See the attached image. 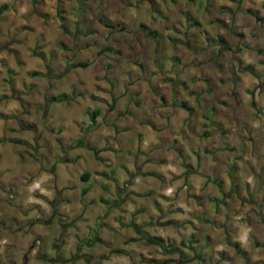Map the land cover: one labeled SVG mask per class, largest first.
<instances>
[{
	"label": "rangeland",
	"instance_id": "374dc122",
	"mask_svg": "<svg viewBox=\"0 0 264 264\" xmlns=\"http://www.w3.org/2000/svg\"><path fill=\"white\" fill-rule=\"evenodd\" d=\"M2 6L0 264H264V0ZM122 132L137 147L116 158L127 174L116 200L102 196L155 212L131 217L142 234L122 211L117 230L93 233L60 192L29 196L32 182L62 187L57 176L81 184L95 160L87 147L99 154Z\"/></svg>",
	"mask_w": 264,
	"mask_h": 264
},
{
	"label": "crops",
	"instance_id": "0c3cea01",
	"mask_svg": "<svg viewBox=\"0 0 264 264\" xmlns=\"http://www.w3.org/2000/svg\"><path fill=\"white\" fill-rule=\"evenodd\" d=\"M119 134V133H118ZM130 137L129 134H125V132H122L118 135L116 141H111L105 149L97 155H93L95 160L90 161L89 160V165L92 167L91 171H86L82 173L79 176V180L81 184H76V187H68L65 184L66 179H62L61 176H57V178L64 182L62 187H54V188H46L43 187V190L41 192H38L35 188V182H32L30 186L28 187V191L31 192L29 193V196L32 198H35V194L42 195L43 199L48 198L49 196L51 197L53 194H56L58 192L61 193V197L64 198V203L69 206V210L71 211H76L74 216L82 218V220L85 221H90L94 225V231L93 233H97L100 231V228L102 227V230L107 233L108 229L110 231L117 230V228L114 224L116 223V212L122 211L123 216L126 214L127 218L126 219H121L120 222L123 223V225H131V223H134L135 225L138 226V223L135 221H131L132 216H136V220L138 217L146 216V214H149L150 216H154L156 213L153 211H144V210H130L129 207H123V209L119 210L122 205L120 206H111V203L109 201H115V195H114V188H116V183L119 184L121 180H124L126 178V172L122 170V172H117L115 170V166L117 163L116 158L120 155H122L123 151L131 149V152H133L132 147L136 148L137 147V141H133L131 144L127 143L128 138ZM96 148V147H95ZM96 150H101L96 148ZM92 152V151H91ZM79 155V154H78ZM81 156V155H79ZM165 160L171 159V156L169 155H163ZM99 158L100 161L97 159ZM78 160V159H77ZM103 161V165H100L98 167L97 162ZM117 162V163H116ZM119 166V164H117ZM161 165V167H163ZM113 168L114 171H116L119 175L117 177L111 178V173L109 172V169ZM163 171L164 168H161ZM84 175H87L88 178L84 181L82 180V177ZM149 177H155L160 179V176L155 174V173H147L146 174ZM57 180V179H56ZM34 181V180H33ZM35 183V184H33ZM110 187L112 189H110ZM166 188V187H165ZM165 188L159 189V192L162 196L163 191ZM110 189V191H109ZM107 192V195L111 194L113 197L108 201L102 196V192L105 191ZM83 191H86L85 194H83ZM156 191V190H155ZM42 193V194H41ZM111 197V196H110ZM71 201V202H70ZM70 203V204H67ZM115 203V202H114ZM105 213L104 216L109 217L110 219H105L100 221ZM118 218V217H117ZM123 220H126L124 222ZM119 222V220L117 221ZM109 224V227H108ZM100 237H98L99 239ZM97 239V238H96Z\"/></svg>",
	"mask_w": 264,
	"mask_h": 264
},
{
	"label": "trees",
	"instance_id": "16d2710c",
	"mask_svg": "<svg viewBox=\"0 0 264 264\" xmlns=\"http://www.w3.org/2000/svg\"><path fill=\"white\" fill-rule=\"evenodd\" d=\"M4 8H5L4 6L0 7V14L2 13V10H3ZM105 26H106L107 28H109L112 32H120V31H124V30H125V28H124L123 26H121L119 23H117V24H109V23H105ZM78 66L83 67V66H85V64H79ZM58 101H59V102H63V101L66 102V101H68V96H67L66 94H61V95H59V96H57V97L52 98L50 102H58ZM115 101H116V99H112L111 108H114V106H115ZM180 106H181L183 109H185L186 111H188L189 113L192 112V109L189 108V107L186 105V103H183V104L180 105ZM96 115H97V112H95L93 116H96ZM10 142H13V143H15V144H23L22 141L17 140V139H12V140H10ZM78 145H80V146L83 145V141L78 142ZM87 148H88L90 151H92L94 155H97V154H98V150H96V148H94V147H89V146H88ZM183 166L187 167V165H185V163H183ZM186 176H188V173L186 174ZM230 177H232V173H230ZM87 178H88V176H87V175H84V176L82 177V180L85 181ZM85 193H86V191H83V194H85ZM130 226H131L136 232H138V234H142V228H141V227L135 225L134 223H131ZM141 236H142V235H141ZM131 240H132V239H131ZM150 240H151L155 245L159 246V247L162 248V249H166V248H168L169 250H175V247H174L173 244L169 243V244L166 245L165 242H164V240H163L162 238H159V237H153V238H151ZM94 242H98V243H100V244H103V242H102L101 240H99V239H95ZM191 242H192V241H191ZM233 246H234L235 249H237V254H242L241 251H239V245L234 244ZM190 249H191V250L193 249L192 246H190ZM113 252H114V253H117V254H122V253H123L122 250H114ZM150 262H151V263H157V261H155V260H151Z\"/></svg>",
	"mask_w": 264,
	"mask_h": 264
}]
</instances>
